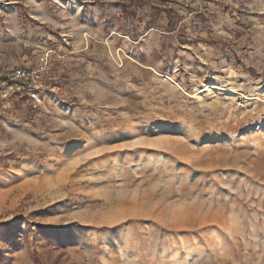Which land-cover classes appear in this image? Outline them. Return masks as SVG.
Listing matches in <instances>:
<instances>
[{
    "label": "rangeland",
    "instance_id": "374dc122",
    "mask_svg": "<svg viewBox=\"0 0 264 264\" xmlns=\"http://www.w3.org/2000/svg\"><path fill=\"white\" fill-rule=\"evenodd\" d=\"M0 2V264H264V0Z\"/></svg>",
    "mask_w": 264,
    "mask_h": 264
},
{
    "label": "bare ground",
    "instance_id": "6f19581e",
    "mask_svg": "<svg viewBox=\"0 0 264 264\" xmlns=\"http://www.w3.org/2000/svg\"><path fill=\"white\" fill-rule=\"evenodd\" d=\"M71 2L68 3V0H63V3L65 5H67V7L71 10H74L75 8H77V6H81L80 1L78 0H70ZM12 8L9 4L4 3V2H0V11H10Z\"/></svg>",
    "mask_w": 264,
    "mask_h": 264
},
{
    "label": "built area",
    "instance_id": "2783aa9c",
    "mask_svg": "<svg viewBox=\"0 0 264 264\" xmlns=\"http://www.w3.org/2000/svg\"><path fill=\"white\" fill-rule=\"evenodd\" d=\"M30 74L31 73L28 69L19 68L13 72V78L16 80L28 79Z\"/></svg>",
    "mask_w": 264,
    "mask_h": 264
},
{
    "label": "crops",
    "instance_id": "0c3cea01",
    "mask_svg": "<svg viewBox=\"0 0 264 264\" xmlns=\"http://www.w3.org/2000/svg\"><path fill=\"white\" fill-rule=\"evenodd\" d=\"M78 1H80V3H81V7L80 8H82V6H86V5H88V3H89V0H78ZM68 2H70V0H68ZM79 8V9H80ZM79 9H76L77 11L79 10ZM75 10V11H76ZM44 19V18H43Z\"/></svg>",
    "mask_w": 264,
    "mask_h": 264
}]
</instances>
